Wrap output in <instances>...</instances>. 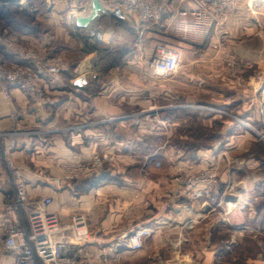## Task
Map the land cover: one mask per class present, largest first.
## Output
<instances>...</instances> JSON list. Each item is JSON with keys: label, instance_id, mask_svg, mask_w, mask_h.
I'll return each mask as SVG.
<instances>
[{"label": "rangeland", "instance_id": "1", "mask_svg": "<svg viewBox=\"0 0 264 264\" xmlns=\"http://www.w3.org/2000/svg\"><path fill=\"white\" fill-rule=\"evenodd\" d=\"M13 1L11 0L10 4ZM102 1L105 7H109V0ZM188 1L168 0V7L170 9ZM193 1L200 7L202 0ZM247 2L248 0H241V6L247 5ZM18 3L24 8L29 6L28 0ZM33 3L38 7L36 18L34 21L22 18L23 24L30 23V26L22 25L20 33L21 36L30 35L32 40L22 38L21 43L23 46L34 48L44 46L52 56L61 57L68 67L66 80L70 86H73L71 81L75 76L85 70L83 114L70 119L67 124H61L60 118L38 125H19L16 121L7 130H0V138L49 136L54 139L55 136H64L65 133L69 136L81 133L82 143L92 144L96 152L107 150L113 156V161L104 165L99 176L106 172L112 175V170L117 171L124 166V162L119 160L121 154L109 150L104 141L119 143L127 140L133 150L130 170L133 178L139 180L141 177H148L154 183L150 189L149 217L157 216L158 220H150L148 225L141 226L148 229L142 239V246L135 250L129 249L123 244L127 234L124 232L119 237L122 242L119 245L122 247L114 244L102 248L99 253L85 252L86 262L264 264V18L261 20L262 24L259 23L260 28L249 35L259 40L253 44V49L259 50V57L242 54L229 40H218L212 45L220 53L223 82H227L222 92L226 104L211 106L200 103L198 105L204 113L200 118H191L185 109H175L177 103L172 97L170 100H153L157 110H164L166 118V134L157 136L155 130L145 132L140 131L137 126L129 125V115L137 113L135 108L114 101V105L121 108L120 113L97 114L93 102L105 92L116 71L146 70V75L155 80H167L176 71L183 69L197 73L196 68L188 67L184 52L168 46L182 53L183 64L175 72L155 77L149 74L147 66V60L152 54L144 55L143 58L140 55L138 62L134 61L132 65L128 59H124L125 39L134 40L139 37V33L126 31L124 23L109 13L113 9L100 13L89 27L73 29L70 23L73 15L85 14V11L81 7L71 10L72 7L68 6V10L60 13L63 16L60 34L55 23L48 24L46 21L49 11L47 1L33 0ZM4 6L6 9H3H9L8 4ZM258 7L261 15H264V0L260 1ZM243 32L245 37L248 36L246 30ZM50 35L54 38L47 44L43 43V39ZM160 45L166 44H159L158 47ZM135 54H138L136 50L132 56L135 57ZM232 57L235 58V66L231 64ZM22 64L32 63L22 60ZM120 79L125 81L128 77L122 73ZM151 87L149 86L150 89ZM165 89L171 93V84H166ZM152 95L155 96L154 93ZM48 97L49 101L53 102L52 97ZM188 104L191 103L187 98H181V105L186 106L187 110ZM205 115H217L221 122L206 124V118L202 117ZM15 117L21 116L15 114ZM155 118L156 116L147 115L143 120L151 123L156 121ZM140 134L143 136H137ZM205 152H208L207 156ZM84 160L88 159L78 161ZM207 170L216 171V182L209 194L192 200L175 192L181 187L176 181L179 176L185 177ZM61 172L53 177L54 181ZM114 176L121 180L120 173Z\"/></svg>", "mask_w": 264, "mask_h": 264}, {"label": "crops", "instance_id": "2", "mask_svg": "<svg viewBox=\"0 0 264 264\" xmlns=\"http://www.w3.org/2000/svg\"><path fill=\"white\" fill-rule=\"evenodd\" d=\"M46 1L49 7L46 21L48 24L55 23L58 33L61 34L60 22L63 16L60 13L68 10V4L66 0ZM260 1L248 0L247 5L242 6L237 15L225 23H217L207 16H202L201 20L197 21L195 13L199 6L193 0L170 8L160 20L146 24H139L133 12L122 10V16L109 12L112 17L124 23L126 31L139 33V37L134 40L125 39L124 59H128L131 65L134 61L138 62L141 56L142 58L144 55L150 56L159 44H166L182 50L188 67L196 68L197 73L183 69L176 71L167 80H155L146 75V70L116 71L105 92L94 99L96 113H120L121 108L113 102H123L135 108L137 112L136 115H129L131 127L137 126L140 131L145 132L155 130V135L164 136L166 134L164 110H157L156 102L153 100H170L172 97L177 103L175 109L178 111L185 109L191 118H200L204 113L198 105L200 103L211 106L226 104L222 92L227 82H223V71L219 63L220 53L212 45L218 40L225 42L229 40L242 54L259 57V50L253 49V44L259 40L249 35L260 28L259 23L264 18L258 7ZM89 11L90 6L87 13ZM107 11L110 9L101 13ZM70 23L71 27L76 29L73 20ZM243 30H246L248 36L245 37ZM17 35L20 39L32 40L30 35ZM53 38L52 35L47 36L42 42L47 44ZM134 50L138 52L135 54L136 58L132 56ZM84 72L85 70L80 71L71 81L73 86L66 80L68 71H64L59 79L48 84L45 91L52 97L53 102L45 103V106L35 105L21 89L0 81V130H7L16 121L19 125H38L51 123L60 118L61 124H67L70 119L78 118L81 113L83 114L82 109L85 105L82 100L85 89ZM122 73L128 77L125 81L120 79ZM166 84H171V93L166 91ZM149 86H152V89ZM80 91L82 94H79ZM181 98H187L191 103L187 106L190 109L187 110L186 106L181 105ZM15 114H20L21 117H15ZM147 115L156 116V121L149 123L143 120ZM202 117L206 118V124L221 122L217 115ZM81 136H83L81 133L72 136L65 133L64 136H55L54 139L49 136H7L0 138V145L8 150L9 157L23 168L31 200L51 197L52 203L48 209L57 212L63 222H68L75 212L86 216L91 236L87 248L91 253H99L104 247L117 245L120 234L148 225L150 220H158L157 216L149 217L150 189L154 183L148 177H141L139 180L133 178L130 171L133 150L127 140L119 143L104 141L109 150L121 154L119 160L124 162L123 168L112 170V175L121 174L120 181H109L83 192L79 191L82 185L80 180L57 183L53 177L62 171L65 163L90 159L96 152L92 144L82 143ZM207 153L205 152L206 156ZM13 199L14 188L11 182L7 181L0 188V264H14L13 258L2 248L6 227L13 222V217L5 206ZM208 206L210 209V205Z\"/></svg>", "mask_w": 264, "mask_h": 264}, {"label": "built area", "instance_id": "3", "mask_svg": "<svg viewBox=\"0 0 264 264\" xmlns=\"http://www.w3.org/2000/svg\"><path fill=\"white\" fill-rule=\"evenodd\" d=\"M10 1L0 0V12H8L4 5L9 6ZM66 2L74 9L81 7L83 11L88 10L91 4V0ZM109 3L107 7L110 10L118 7L123 11L133 12L139 24L158 21L169 9L168 0H109ZM241 7V0H202L195 15L197 21L202 16H207L217 23H224L236 16ZM26 8L31 10L29 6ZM0 46L15 58L6 60L0 52V81L21 89L35 104L51 103L45 89L67 70L66 62L61 57L52 56L44 46H23L16 33L1 25ZM233 59L235 58L232 57L231 64L236 65ZM22 60L32 64H22ZM182 64V53L167 45H160L147 60L148 72L155 77L175 72ZM112 161L113 156L109 151H97L88 160L65 163L56 181L67 183L96 176L105 164ZM7 181L14 188V199L5 206L13 217V222L6 227L2 248L13 258L14 264H93L86 262L87 256L84 254L89 251L87 244L91 237L86 216L75 212L68 222H63L57 212L48 209L52 203L51 197L31 200L23 168L0 145V188ZM176 181L181 187L175 192L193 200L210 193L216 182V171L207 170L185 177L179 176ZM147 231L144 227L128 231L123 244L131 250L140 248ZM117 243H122L121 239Z\"/></svg>", "mask_w": 264, "mask_h": 264}, {"label": "trees", "instance_id": "4", "mask_svg": "<svg viewBox=\"0 0 264 264\" xmlns=\"http://www.w3.org/2000/svg\"><path fill=\"white\" fill-rule=\"evenodd\" d=\"M28 3L31 10L22 7L21 4H19L18 2H12L9 5V9L7 13L0 12V25L13 33L20 34L22 32V25L30 26V23L27 24L25 22V24H23L22 18H26L27 20L34 21L36 18V14L38 12V7L34 5L33 0H28ZM31 25L32 27L34 26L33 24ZM0 52L3 54L6 60H15L14 56L7 54L5 52V49L1 46H0ZM80 181L82 185H80L81 188L79 189V191L83 192L89 190L94 186H99L107 181L118 182L120 180H117L114 175H111L109 172L107 174L106 172L102 176L101 175L93 176L91 178L82 179Z\"/></svg>", "mask_w": 264, "mask_h": 264}, {"label": "water", "instance_id": "5", "mask_svg": "<svg viewBox=\"0 0 264 264\" xmlns=\"http://www.w3.org/2000/svg\"><path fill=\"white\" fill-rule=\"evenodd\" d=\"M104 10V5L100 0H91L90 11L87 14H78L73 17V23L76 28L89 27L92 21ZM111 11V10H110ZM113 14L122 16V10L118 7L111 11Z\"/></svg>", "mask_w": 264, "mask_h": 264}, {"label": "bare ground", "instance_id": "6", "mask_svg": "<svg viewBox=\"0 0 264 264\" xmlns=\"http://www.w3.org/2000/svg\"><path fill=\"white\" fill-rule=\"evenodd\" d=\"M107 9H108V8L104 6V10H103V11H105V10H107ZM101 12H102V11H101ZM101 12H100V13H101ZM85 14H87V11H85ZM75 15H78V14H75ZM75 15H74V16H75ZM74 16H73V17H74ZM93 33L96 35V33H95L94 31H93ZM99 41H100V40H99Z\"/></svg>", "mask_w": 264, "mask_h": 264}]
</instances>
